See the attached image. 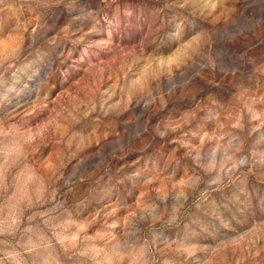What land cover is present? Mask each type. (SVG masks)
Masks as SVG:
<instances>
[{
  "label": "rangeland",
  "instance_id": "obj_1",
  "mask_svg": "<svg viewBox=\"0 0 264 264\" xmlns=\"http://www.w3.org/2000/svg\"><path fill=\"white\" fill-rule=\"evenodd\" d=\"M0 264H264V0H0Z\"/></svg>",
  "mask_w": 264,
  "mask_h": 264
}]
</instances>
